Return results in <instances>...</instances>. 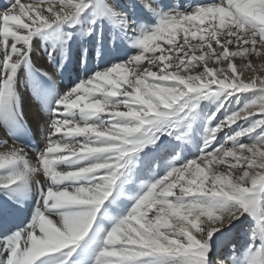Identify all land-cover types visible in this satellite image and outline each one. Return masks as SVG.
Wrapping results in <instances>:
<instances>
[{
    "label": "snow or ice",
    "instance_id": "1",
    "mask_svg": "<svg viewBox=\"0 0 264 264\" xmlns=\"http://www.w3.org/2000/svg\"><path fill=\"white\" fill-rule=\"evenodd\" d=\"M0 264H264V0H7Z\"/></svg>",
    "mask_w": 264,
    "mask_h": 264
},
{
    "label": "bare ground",
    "instance_id": "2",
    "mask_svg": "<svg viewBox=\"0 0 264 264\" xmlns=\"http://www.w3.org/2000/svg\"><path fill=\"white\" fill-rule=\"evenodd\" d=\"M7 3V0H0V7H2L4 4ZM40 45L37 44L38 54L34 56V63L38 68L47 70L50 74L54 76V78L57 80L58 84L61 83V77L58 73H56L53 70V67L46 61L43 52L39 51ZM22 97L24 101V112H25V119L29 122L30 127L33 129V136H36V128L38 122L42 121L43 117L40 112V105L35 100V98L32 96L30 89H22ZM32 142L35 144L39 143L38 138H33ZM245 232L246 228L243 230H240L238 233V236H235V238L241 239V241H237L238 245H243L245 242ZM244 236V238L242 237ZM234 238V239H235Z\"/></svg>",
    "mask_w": 264,
    "mask_h": 264
},
{
    "label": "rangeland",
    "instance_id": "3",
    "mask_svg": "<svg viewBox=\"0 0 264 264\" xmlns=\"http://www.w3.org/2000/svg\"><path fill=\"white\" fill-rule=\"evenodd\" d=\"M236 236H238V234H237ZM242 237L244 238V236H242ZM234 238H235V237H234ZM235 240H236V241H241V239H239L238 237L235 238Z\"/></svg>",
    "mask_w": 264,
    "mask_h": 264
}]
</instances>
